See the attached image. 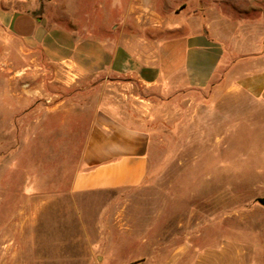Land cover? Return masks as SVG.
<instances>
[{"label": "rangeland", "instance_id": "374dc122", "mask_svg": "<svg viewBox=\"0 0 264 264\" xmlns=\"http://www.w3.org/2000/svg\"><path fill=\"white\" fill-rule=\"evenodd\" d=\"M222 5L237 27L264 32V0ZM23 49L0 25V264H154L173 252L206 264H264V105L137 86L149 101L137 113L150 135L146 179L75 192L101 90L47 81L25 69ZM59 92L69 99L67 120Z\"/></svg>", "mask_w": 264, "mask_h": 264}, {"label": "crops", "instance_id": "0c3cea01", "mask_svg": "<svg viewBox=\"0 0 264 264\" xmlns=\"http://www.w3.org/2000/svg\"><path fill=\"white\" fill-rule=\"evenodd\" d=\"M222 1L0 0V25L24 48L25 69L76 90H101L73 191L133 188L146 179L150 135L137 113L149 101L137 86L163 96L211 90L210 102L246 96L264 105V32L237 27ZM119 88L121 96L114 92ZM53 94L61 119H69L67 95ZM150 261L208 263L174 252Z\"/></svg>", "mask_w": 264, "mask_h": 264}, {"label": "water", "instance_id": "95a60500", "mask_svg": "<svg viewBox=\"0 0 264 264\" xmlns=\"http://www.w3.org/2000/svg\"><path fill=\"white\" fill-rule=\"evenodd\" d=\"M258 201H259L262 205H264V196H263V197H259V198H258Z\"/></svg>", "mask_w": 264, "mask_h": 264}]
</instances>
